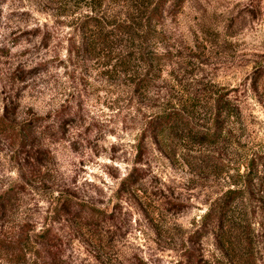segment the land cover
Masks as SVG:
<instances>
[{
	"label": "rangeland",
	"instance_id": "obj_1",
	"mask_svg": "<svg viewBox=\"0 0 264 264\" xmlns=\"http://www.w3.org/2000/svg\"><path fill=\"white\" fill-rule=\"evenodd\" d=\"M174 1L162 38L103 56L81 47V24L155 0H0V193L14 189L0 234L23 239L0 242V264H228L196 231L250 159L264 168V0ZM136 46L152 64L142 90ZM130 51L131 73L112 69ZM219 98L232 108L221 139H194L188 129L212 131ZM173 109L179 123L144 135L146 118ZM37 116L25 146L19 125ZM134 166L138 181L122 185Z\"/></svg>",
	"mask_w": 264,
	"mask_h": 264
},
{
	"label": "trees",
	"instance_id": "obj_2",
	"mask_svg": "<svg viewBox=\"0 0 264 264\" xmlns=\"http://www.w3.org/2000/svg\"><path fill=\"white\" fill-rule=\"evenodd\" d=\"M167 1L169 0H155L150 5L137 4L135 11H132L134 13L130 16L125 15L124 19L116 20L111 25L102 23L101 19L95 16L89 17L80 27L81 47L90 52L97 51L105 56L116 45L130 48L139 37L143 38L141 43H144L145 46L148 45V40L151 41L156 37L162 38L163 34L156 32L155 27L163 19ZM182 3L183 0H175L173 5L181 8ZM134 54L133 51L125 53V56L118 60L120 68L116 64H110L112 69L117 68L118 72L124 73L131 71L130 62L132 57L136 58L137 56ZM144 54H146L145 51L140 49V57L145 61L146 67L134 81L135 90H142L148 85V74L149 70L151 72L152 64L148 65V57L146 58ZM219 99L215 103L214 116L216 118L213 121V127L210 128L212 131L196 136L195 132L188 129V133L194 139L198 138V141L207 143H215L221 139L223 135L222 121L231 113L232 108L222 101V98ZM182 116L183 114L178 109L157 113L146 118L143 133L145 135L148 131V134L152 136H159L164 131L173 128L175 123H179ZM220 118L222 121H219ZM34 119L35 121L25 120L19 125L18 138L20 143L26 142L25 146L30 137L37 133V127L40 126V120L43 118L37 116ZM136 170L134 166L121 179V184L127 187L133 186L139 178V175L135 174ZM237 175L240 178L238 182L232 183L233 186L223 188L210 201L205 212L200 216L196 236L197 239H200L207 233H211L217 247L215 258L223 261L226 259L228 264H264V168H259V165L250 159L244 170L241 173L237 172ZM13 197V187L6 188L0 193V211L6 210ZM64 209L71 210L70 203H65ZM81 211L82 214L86 213V219L104 214V212L93 208H87L86 212L85 210ZM79 214L82 216L81 212ZM44 236L47 235L44 234L41 238ZM20 237H4L0 234V242L7 240L8 243L20 250L23 243V239ZM0 248L3 249L1 245ZM191 261V264H200L201 260L192 256Z\"/></svg>",
	"mask_w": 264,
	"mask_h": 264
}]
</instances>
